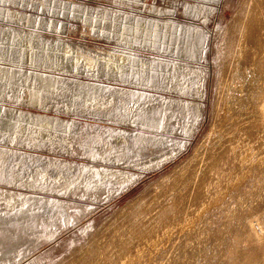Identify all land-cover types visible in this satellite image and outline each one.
I'll use <instances>...</instances> for the list:
<instances>
[{"label":"bare ground","instance_id":"6f19581e","mask_svg":"<svg viewBox=\"0 0 264 264\" xmlns=\"http://www.w3.org/2000/svg\"><path fill=\"white\" fill-rule=\"evenodd\" d=\"M221 1H188L185 15L206 23ZM145 11L143 0H0V264L21 262L108 188L125 189L196 136L207 71L194 63L207 60L208 32L174 9L166 20L154 6V16ZM71 21L114 47L66 41ZM227 33L223 58L218 48L215 56L219 99L250 65L262 72L251 109L229 116L224 103L169 181L129 202L63 264H264V0H245Z\"/></svg>","mask_w":264,"mask_h":264},{"label":"rangeland","instance_id":"374dc122","mask_svg":"<svg viewBox=\"0 0 264 264\" xmlns=\"http://www.w3.org/2000/svg\"><path fill=\"white\" fill-rule=\"evenodd\" d=\"M82 1L86 2L89 6L91 5V7H98L101 5L108 6L109 4H114L116 0ZM143 1L146 3V11L142 14L144 18H150L151 16H154L148 12L150 8L154 6L161 12L157 18L166 20L168 18L175 17L179 21H184L189 25L202 28L208 32L209 40L206 46L208 55L207 60L194 63L199 67H203L207 71L205 80V95L196 100L203 104V118L201 120L199 130L196 133V136L191 139L188 148L177 155L176 158L166 161L156 169L141 171L142 174H139L140 178L131 183L125 189L122 188L121 185L111 186V188H108L102 193V197L98 201H95L92 211L79 218L78 223L72 227L64 229L56 239L50 241V243L47 242L48 244L45 243L39 249L32 252L17 264H63L65 257L71 253L74 246L84 247L88 245L91 239H93L94 233L102 229L103 225H109L116 214L120 212L121 209L129 202L134 200L137 196L145 192L151 186L152 191L159 190L160 186L158 182H168V175H170L174 169L184 164L196 152V150L202 146L203 142L210 133L211 123L215 113L224 107V103L227 102V113L230 116L234 112H243V106L251 109V105L256 99V83L261 77L262 72L255 71V68L250 65L239 66L234 71L231 81L224 87V98L221 99V101L219 99L222 81H219L218 66L220 58H223L224 52L226 51L225 41L228 37L227 28L230 25L233 17H235L240 11V8L245 0H222L216 6L217 10H215L214 13L209 16L208 22L206 23H203L202 17L196 19L192 16L185 15L187 2H193V0ZM128 6L125 5V7ZM13 9L16 8L13 7ZM170 9H174L176 11V14L173 17H170L167 14ZM24 12L35 13L33 9H27ZM50 38L53 40L55 39L53 36H50ZM63 38L76 46H85L87 49L91 48L108 51L115 45V43L99 39L93 34L92 31L86 30L85 26L81 22L77 21H71L69 31L65 34V36H63ZM217 48L219 49V60L217 59L218 64H216L215 60ZM224 60L225 59L221 60L220 62L223 63ZM183 98L189 99L187 96H184ZM24 108L28 111H35L37 113L44 112L43 110L34 107ZM46 113L49 115L56 114L53 111ZM63 117L72 118L71 116L65 114H63ZM82 120L85 121V119ZM155 150H157V148H151L148 153L154 152ZM27 153L38 154L36 151L30 152V150H28ZM40 155L48 159L56 158L63 161H82L59 151L54 153L52 151L45 150ZM133 172H135V170L130 171V173ZM15 191L20 192L19 189ZM218 224L219 222L213 225V228H215ZM85 228H88L89 230L83 231ZM47 250H49L48 253ZM201 253L203 256L205 255L204 250H202ZM204 263H206V260H204ZM164 264H167V261H164Z\"/></svg>","mask_w":264,"mask_h":264}]
</instances>
